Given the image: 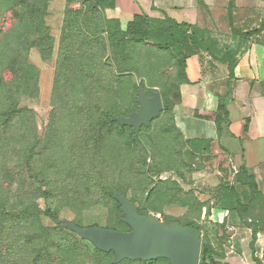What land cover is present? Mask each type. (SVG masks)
Wrapping results in <instances>:
<instances>
[{"label":"rangeland","instance_id":"rangeland-1","mask_svg":"<svg viewBox=\"0 0 264 264\" xmlns=\"http://www.w3.org/2000/svg\"><path fill=\"white\" fill-rule=\"evenodd\" d=\"M108 26L89 3L0 0V264H111L113 254L44 212L128 231L115 192L139 215L197 227L214 262L250 264L233 246L244 244L242 231L234 232L238 215L244 225L263 222L260 186L253 189L214 143L188 155L170 111L138 134L108 124V113L137 111L139 84L159 92L162 105L177 99L171 53L123 37L111 46ZM220 184L235 194H212Z\"/></svg>","mask_w":264,"mask_h":264},{"label":"crops","instance_id":"crops-1","mask_svg":"<svg viewBox=\"0 0 264 264\" xmlns=\"http://www.w3.org/2000/svg\"><path fill=\"white\" fill-rule=\"evenodd\" d=\"M103 21L115 22L121 32L135 15H144L151 25L168 19L187 25L199 33L202 48L185 59V81L177 79L178 98L170 113L186 141L210 140L221 158L238 169H245L264 192V0H105ZM258 30L251 36L245 34ZM152 48L163 50L152 43ZM171 53L168 48L165 49ZM229 54L233 68L222 61ZM160 94V93H159ZM228 95L221 136L215 117L218 106ZM169 215L178 209L168 208ZM234 235L242 231L241 248L245 260L251 229L237 218ZM256 229L254 256L264 264V220ZM240 242V241H239Z\"/></svg>","mask_w":264,"mask_h":264},{"label":"water","instance_id":"water-1","mask_svg":"<svg viewBox=\"0 0 264 264\" xmlns=\"http://www.w3.org/2000/svg\"><path fill=\"white\" fill-rule=\"evenodd\" d=\"M83 1H88L92 8L96 7L93 0H79ZM136 102V112L128 117L112 116L110 120L138 134L141 128H148L160 116L163 106L159 92L147 94L138 86ZM113 198L120 206L122 222L128 226L129 231H115L98 226L79 227L66 220L60 222L65 230L89 242L99 252L112 253L111 264H120L126 260L151 262L158 259L167 260L169 264H199L200 230L177 222L159 221L147 211L139 215L133 204L117 192Z\"/></svg>","mask_w":264,"mask_h":264},{"label":"trees","instance_id":"trees-1","mask_svg":"<svg viewBox=\"0 0 264 264\" xmlns=\"http://www.w3.org/2000/svg\"><path fill=\"white\" fill-rule=\"evenodd\" d=\"M68 3L70 4V3H80V2L79 0H68ZM82 3H89V2L83 1ZM94 3L96 5L95 8H92L91 4L90 3L89 4L92 9L97 10L98 8L101 9L103 5L106 4V1L99 0L98 2L94 1ZM104 24L106 25L105 22ZM108 24L109 26L108 28L106 27V34L108 36L111 46H115V43L117 42V40L123 37L131 41H135L137 43L149 42L159 48H165V49L169 48L172 51L174 58L176 60L177 79L179 81H185V73H184L185 59L189 56L194 55V52L198 50L199 48H202L203 42L198 40L200 36H199V33L195 29L187 25H177L168 19H164L162 21L157 22L155 25H151L148 22V19L144 15H135L133 17L132 22L127 24L125 32H121L115 22H110ZM256 33H258V30L247 33L245 34V36L248 37ZM222 61L228 65L229 73L231 75L233 63L231 62L230 55L229 54L224 55L222 58ZM137 86L142 88L145 91L142 84H139ZM135 93H136V89H135ZM174 94H176L178 97L177 88L174 90ZM176 102H177V99L174 100V98L171 97L170 101L162 105L163 110L171 111L172 107L175 105ZM227 102H228V95L223 99L222 104L220 103L218 106V113L221 114L222 117L218 115L214 119L216 127H217L218 138L221 136L222 123L224 120L223 116H225V113H226L225 105ZM112 116H121V115H114L111 113L106 114L108 124H111V125L114 124V125L119 126L117 123L111 122L110 119ZM121 128L131 130L128 127H121ZM132 133L134 132L132 131ZM187 143L190 146V150L187 151V154L193 155L200 150V145L202 144L210 145L212 141L210 140H191V141H187ZM240 170L247 175L245 169L242 168ZM248 178L250 182L252 183V188L255 189L258 186V184L255 181V178L253 176H248ZM211 193L215 194V196L216 195L217 196L226 195L229 193L235 194L234 191L228 185H224V184H220L219 186L215 187L211 191ZM44 215L48 217L52 222H54L57 228L64 229L63 224L57 218L56 212H53L47 209L44 212ZM238 217H239V220L241 221L242 218L239 215ZM183 226L193 227L191 225H183ZM245 226L251 229V240L249 242L248 247L251 252L252 261L256 264H261V262L254 256V244L256 241L257 231L256 229L252 228L253 226L251 224H247ZM193 228L198 229L197 227H193ZM200 253L203 259V262L200 264H205V259L208 260V264H220V263L214 262V260L212 259L213 250L210 246H202ZM108 254H112V253H108Z\"/></svg>","mask_w":264,"mask_h":264},{"label":"built area","instance_id":"built-area-1","mask_svg":"<svg viewBox=\"0 0 264 264\" xmlns=\"http://www.w3.org/2000/svg\"><path fill=\"white\" fill-rule=\"evenodd\" d=\"M177 96V95H176ZM178 98V97H177Z\"/></svg>","mask_w":264,"mask_h":264}]
</instances>
